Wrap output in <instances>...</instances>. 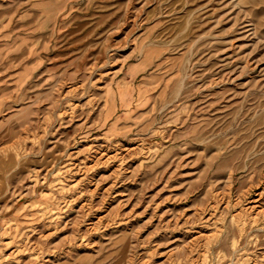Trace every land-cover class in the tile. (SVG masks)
Instances as JSON below:
<instances>
[{"label":"rangeland","instance_id":"obj_1","mask_svg":"<svg viewBox=\"0 0 264 264\" xmlns=\"http://www.w3.org/2000/svg\"><path fill=\"white\" fill-rule=\"evenodd\" d=\"M0 264H264V0H0Z\"/></svg>","mask_w":264,"mask_h":264}]
</instances>
